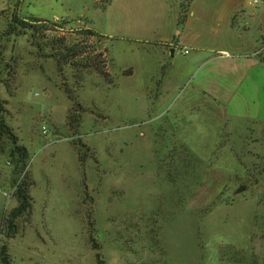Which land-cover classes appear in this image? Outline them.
<instances>
[{"label": "rangeland", "instance_id": "1", "mask_svg": "<svg viewBox=\"0 0 264 264\" xmlns=\"http://www.w3.org/2000/svg\"><path fill=\"white\" fill-rule=\"evenodd\" d=\"M122 6L0 0V121L29 155L17 174L0 136V244L27 174L32 216L9 241L12 264H100L98 253L103 264H264V113L228 117L198 90L203 67L124 35L123 24L148 21L150 0ZM15 13L62 22L46 37L83 42L79 61L98 57L113 82L86 69L79 83L71 64L59 72L30 33L7 35Z\"/></svg>", "mask_w": 264, "mask_h": 264}, {"label": "crops", "instance_id": "2", "mask_svg": "<svg viewBox=\"0 0 264 264\" xmlns=\"http://www.w3.org/2000/svg\"><path fill=\"white\" fill-rule=\"evenodd\" d=\"M122 1L123 11L129 12L135 11L140 0ZM183 4L184 0H150L148 21L139 17L123 24L124 35L149 43L164 59L185 56L189 64L203 67L197 88L215 104L226 105L228 117L260 119L264 113V3L193 0L185 14ZM247 25L257 27L258 36Z\"/></svg>", "mask_w": 264, "mask_h": 264}, {"label": "trees", "instance_id": "3", "mask_svg": "<svg viewBox=\"0 0 264 264\" xmlns=\"http://www.w3.org/2000/svg\"><path fill=\"white\" fill-rule=\"evenodd\" d=\"M101 9H105L113 0H100ZM193 0H184L183 13L187 12L188 5ZM183 15L182 18H184ZM56 28L64 29L62 22L55 23V21L41 20L36 17L21 18L15 13L11 20H9L7 35H25L31 34V40L34 47L37 48L40 58L53 59L58 67L59 72L63 70L66 64H71L76 67L79 72L76 73V78L79 83H84L82 73L86 69H94L97 73L105 77V79L112 83L113 79L104 69V61H99L98 57H85L84 61H79L82 56L87 53L86 46L83 42L70 43L67 37L64 36H53L52 38L46 37L47 31H55ZM85 32L92 37L105 38L93 29L86 28ZM41 40V41H40ZM149 45V44H148ZM102 56V55H101ZM131 70L125 73L129 75ZM62 75V74H61ZM79 110H82V106L77 105ZM73 121H76L75 117H72ZM0 136L7 137L11 140L13 147L11 148V156L16 160V173H24L27 167V161L29 159L28 150L25 146L19 145L18 137L12 132L10 127L3 121H0ZM80 160L83 162L84 157L80 155ZM32 182L27 177V174L23 179L16 184L13 197L16 199L17 206L11 211V213L4 219L1 236L3 241L0 244V264H12V257L9 253V241L14 239L19 232V220L29 219L32 216L33 199L30 194ZM90 241L95 250L100 251V245L94 243L92 234ZM99 263L101 261V254H97Z\"/></svg>", "mask_w": 264, "mask_h": 264}, {"label": "built area", "instance_id": "4", "mask_svg": "<svg viewBox=\"0 0 264 264\" xmlns=\"http://www.w3.org/2000/svg\"><path fill=\"white\" fill-rule=\"evenodd\" d=\"M252 2L254 5H260V4L264 3V0H252Z\"/></svg>", "mask_w": 264, "mask_h": 264}, {"label": "water", "instance_id": "5", "mask_svg": "<svg viewBox=\"0 0 264 264\" xmlns=\"http://www.w3.org/2000/svg\"><path fill=\"white\" fill-rule=\"evenodd\" d=\"M245 189H246L245 186H241V187H239V189L234 193V196L237 195V194H239L241 191H243V190H245Z\"/></svg>", "mask_w": 264, "mask_h": 264}]
</instances>
